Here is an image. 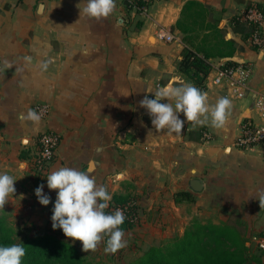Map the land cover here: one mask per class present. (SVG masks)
<instances>
[{
    "label": "crops",
    "instance_id": "crops-1",
    "mask_svg": "<svg viewBox=\"0 0 264 264\" xmlns=\"http://www.w3.org/2000/svg\"><path fill=\"white\" fill-rule=\"evenodd\" d=\"M85 3L0 0V173L17 180L0 212L30 236L44 231L57 196L47 187V175L77 167L112 198H136L138 219L123 230L127 246L118 252L105 253L103 242L84 252L80 241L66 238L91 262L128 264L149 247L182 236L194 222L219 225L233 216L246 226L249 254L259 252L252 237L264 234V209L253 195L264 189V146L238 149L234 142L245 119L260 120L254 100L264 92V48L252 50L233 18L250 3L264 10V0H159L146 16L116 0L114 14L100 21L83 13ZM162 27L173 42L155 37ZM187 51L211 67L252 63L248 90L238 99L227 83L204 82L210 105L219 97L232 101L225 125L186 121L179 135L158 132L140 101L145 95L154 99L147 88L194 85L192 73L180 70ZM35 104L48 105L47 117L22 123L18 115ZM45 131L57 133L60 144L47 175L33 177L26 158L34 137ZM203 132L210 140L202 139ZM193 180L201 182L199 192L190 188ZM40 185L50 197L47 206L35 195Z\"/></svg>",
    "mask_w": 264,
    "mask_h": 264
},
{
    "label": "clouds",
    "instance_id": "clouds-1",
    "mask_svg": "<svg viewBox=\"0 0 264 264\" xmlns=\"http://www.w3.org/2000/svg\"><path fill=\"white\" fill-rule=\"evenodd\" d=\"M83 13L97 21L107 19L116 11V0H86ZM31 61V57H25ZM11 65H9L10 67ZM41 67L48 68V62ZM147 93L140 101V107L147 110L152 117V125L158 131L169 134H181L186 121L195 125L211 122L215 128H221L227 122L232 101L228 97H219L214 105L209 104L207 92L195 85L181 82L179 86L168 84L155 91L147 88ZM167 101V103H162ZM182 113L184 120L180 119ZM18 119L23 122L39 123L41 115L29 109L21 112ZM49 190L57 191L51 217L53 229H61L63 234L75 241H80L84 252H95L101 243H105V253H116L127 246L122 225L125 215L121 209L113 213L106 210L112 199L106 186L98 184L95 177L77 167L62 166L50 172L46 177ZM16 178L7 173H0V209L9 202L16 189ZM43 185L35 190L41 205L47 206L50 197L43 192ZM253 196L264 209V189L258 190ZM105 238H107L105 240ZM26 249L22 244L0 246V264H22Z\"/></svg>",
    "mask_w": 264,
    "mask_h": 264
},
{
    "label": "trees",
    "instance_id": "trees-1",
    "mask_svg": "<svg viewBox=\"0 0 264 264\" xmlns=\"http://www.w3.org/2000/svg\"><path fill=\"white\" fill-rule=\"evenodd\" d=\"M234 19L233 25L245 40L250 28ZM210 68L204 58L189 51L180 61V70L191 72L194 85L201 91ZM129 202L136 204V198L114 195L106 211L113 213L118 205ZM133 226L125 220L122 230ZM246 235V226L237 216L219 225L194 222L182 236L149 247L130 264H264L262 252L249 254ZM66 238L61 229L49 227L30 236L25 229L12 227L0 212V246L22 244L26 249L22 264H96L80 255Z\"/></svg>",
    "mask_w": 264,
    "mask_h": 264
},
{
    "label": "built area",
    "instance_id": "built-area-1",
    "mask_svg": "<svg viewBox=\"0 0 264 264\" xmlns=\"http://www.w3.org/2000/svg\"><path fill=\"white\" fill-rule=\"evenodd\" d=\"M159 0H125L126 10L133 12L135 15L146 16L149 8ZM234 20L244 23L250 28V34L245 39L248 46L259 51L264 48V10L254 3H250L240 13L234 16ZM155 37L162 42L171 43L174 36L166 28H159ZM254 66L250 62L226 63L211 67L210 72L206 76L207 85L220 86L227 83L235 98L241 99L246 95L248 90V82L253 75ZM213 73V74H212ZM254 109L258 113L260 120L255 121L251 118L245 119L241 124V132L234 142V146L238 149H251L258 146H264V92L255 93ZM33 110L46 118L49 113L47 104H35ZM208 132L202 133L203 140H210ZM60 144V137L53 131H45L39 133L33 139V146L26 158L27 171L33 177H44L47 175L51 164L55 159L57 148ZM135 203L129 202L118 205L116 209L124 212L126 221L136 223L138 219L137 209H134ZM54 205L49 212L48 227H52L51 217L53 215ZM59 229V228H58ZM252 241L256 248L263 253L264 262V234L253 236Z\"/></svg>",
    "mask_w": 264,
    "mask_h": 264
},
{
    "label": "water",
    "instance_id": "water-1",
    "mask_svg": "<svg viewBox=\"0 0 264 264\" xmlns=\"http://www.w3.org/2000/svg\"><path fill=\"white\" fill-rule=\"evenodd\" d=\"M190 188L195 192H199L201 189V182L198 180H193L190 184Z\"/></svg>",
    "mask_w": 264,
    "mask_h": 264
},
{
    "label": "rangeland",
    "instance_id": "rangeland-1",
    "mask_svg": "<svg viewBox=\"0 0 264 264\" xmlns=\"http://www.w3.org/2000/svg\"><path fill=\"white\" fill-rule=\"evenodd\" d=\"M136 257H134L128 264H130L134 259H135ZM94 263V262H93ZM96 264H106V263H100V262H98V263H96Z\"/></svg>",
    "mask_w": 264,
    "mask_h": 264
}]
</instances>
